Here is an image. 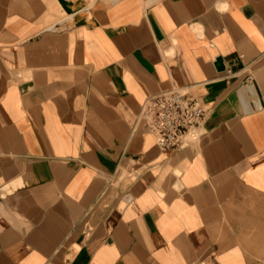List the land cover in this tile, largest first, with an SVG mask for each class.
Returning a JSON list of instances; mask_svg holds the SVG:
<instances>
[{"label": "crops", "instance_id": "obj_1", "mask_svg": "<svg viewBox=\"0 0 264 264\" xmlns=\"http://www.w3.org/2000/svg\"><path fill=\"white\" fill-rule=\"evenodd\" d=\"M0 264H264V0H0Z\"/></svg>", "mask_w": 264, "mask_h": 264}, {"label": "built area", "instance_id": "obj_2", "mask_svg": "<svg viewBox=\"0 0 264 264\" xmlns=\"http://www.w3.org/2000/svg\"><path fill=\"white\" fill-rule=\"evenodd\" d=\"M208 113L193 96L173 88L147 97L139 116L159 148L166 151L184 149L198 140Z\"/></svg>", "mask_w": 264, "mask_h": 264}, {"label": "water", "instance_id": "obj_3", "mask_svg": "<svg viewBox=\"0 0 264 264\" xmlns=\"http://www.w3.org/2000/svg\"><path fill=\"white\" fill-rule=\"evenodd\" d=\"M217 67L220 69L222 68L221 63H220V59H217Z\"/></svg>", "mask_w": 264, "mask_h": 264}, {"label": "rangeland", "instance_id": "obj_4", "mask_svg": "<svg viewBox=\"0 0 264 264\" xmlns=\"http://www.w3.org/2000/svg\"><path fill=\"white\" fill-rule=\"evenodd\" d=\"M84 1H85V3L87 2L88 4H90L93 0H84Z\"/></svg>", "mask_w": 264, "mask_h": 264}, {"label": "bare ground", "instance_id": "obj_5", "mask_svg": "<svg viewBox=\"0 0 264 264\" xmlns=\"http://www.w3.org/2000/svg\"><path fill=\"white\" fill-rule=\"evenodd\" d=\"M81 4V3H80ZM82 5V4H81Z\"/></svg>", "mask_w": 264, "mask_h": 264}]
</instances>
